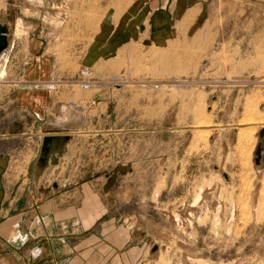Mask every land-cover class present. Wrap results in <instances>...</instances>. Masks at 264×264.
I'll use <instances>...</instances> for the list:
<instances>
[{"label":"rangeland","instance_id":"374dc122","mask_svg":"<svg viewBox=\"0 0 264 264\" xmlns=\"http://www.w3.org/2000/svg\"><path fill=\"white\" fill-rule=\"evenodd\" d=\"M140 1L0 0L15 42L0 57V132L34 122L17 92L51 113L0 145L28 175L41 149L30 134L65 137L43 186L109 193L131 264H264V0H203L176 39L90 61L97 32ZM66 106L84 120L53 125Z\"/></svg>","mask_w":264,"mask_h":264},{"label":"crops","instance_id":"0c3cea01","mask_svg":"<svg viewBox=\"0 0 264 264\" xmlns=\"http://www.w3.org/2000/svg\"><path fill=\"white\" fill-rule=\"evenodd\" d=\"M202 2L141 0L119 21L110 17L112 19L102 26L94 37L89 60L99 62L137 38L139 41L150 40L156 47L176 39L180 35L178 25L186 22L199 6L203 8ZM34 6L32 3L30 9ZM2 27L6 30L8 48L0 57L12 52L15 44L10 40L7 27ZM28 39L32 40V37L28 36ZM34 52L35 48H31L26 54L27 73L34 72ZM22 93L27 94L17 92L16 102L30 105L28 109L34 122L21 134L11 132V135L9 130L6 133L1 130L0 143L9 140L8 137L29 135L37 123H45L51 116L44 95H30L29 91ZM81 114L66 106L53 125L59 127L77 118L84 120ZM43 127L37 134H30L41 139V149L40 159L26 167L28 175L16 172L11 152L4 151L0 145V264H131L129 229L106 204L109 193L104 189L95 190L92 185L93 190L77 185L67 189L66 184L70 181L63 178L54 183L51 190L43 186L48 182L45 174L53 158L59 156L66 146L57 141L49 142L43 158L45 138L41 135L50 132Z\"/></svg>","mask_w":264,"mask_h":264},{"label":"water","instance_id":"95a60500","mask_svg":"<svg viewBox=\"0 0 264 264\" xmlns=\"http://www.w3.org/2000/svg\"><path fill=\"white\" fill-rule=\"evenodd\" d=\"M8 48V41H7V34H6V30L0 26V55L6 51ZM44 148H43V151H42V157L44 158L45 155H46V152H47V148H48V143L49 142H52V141H57L58 143L64 145L65 143V137H56V138H53L51 137V135H44ZM60 152V151H59Z\"/></svg>","mask_w":264,"mask_h":264},{"label":"bare ground","instance_id":"6f19581e","mask_svg":"<svg viewBox=\"0 0 264 264\" xmlns=\"http://www.w3.org/2000/svg\"><path fill=\"white\" fill-rule=\"evenodd\" d=\"M3 70V69H2ZM2 74V73H1ZM4 74V73H3ZM0 76H2V75H0ZM4 77V76H3ZM251 123V122H250Z\"/></svg>","mask_w":264,"mask_h":264}]
</instances>
